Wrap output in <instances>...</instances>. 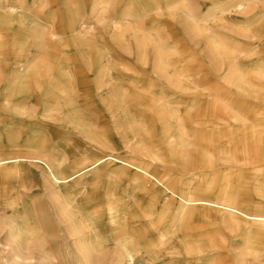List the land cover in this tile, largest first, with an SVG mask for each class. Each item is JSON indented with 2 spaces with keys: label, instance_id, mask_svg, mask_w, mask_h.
I'll use <instances>...</instances> for the list:
<instances>
[{
  "label": "rangeland",
  "instance_id": "374dc122",
  "mask_svg": "<svg viewBox=\"0 0 264 264\" xmlns=\"http://www.w3.org/2000/svg\"><path fill=\"white\" fill-rule=\"evenodd\" d=\"M104 1L0 0L4 9H0V14L13 20L11 33L24 41L19 56L7 52L8 59L1 63V72L25 78L31 91L35 87L32 79L45 87L47 70H62V86L73 115L70 119L60 111L45 113L41 100L36 103L32 97L26 99L27 109L23 113L0 110V151L4 155L14 154L15 149L7 145V141L36 138L49 150L60 153L56 165L75 160H85L89 166L95 164L83 171L85 176L81 181L71 184L77 196L162 197L164 182L175 186L180 181L195 179L193 175L203 176L206 179L199 189L210 182L213 185L209 187L207 199L188 206V225L201 233V239L212 236L218 241L220 237L222 243H217L221 248L219 263L234 264L233 253L243 244L231 238V222L227 216L224 215L225 225L218 224L217 202H211L210 198L215 197L213 194L219 189L226 188L236 198L238 207L233 212L238 220L247 228L264 223V215L253 213L257 206L263 207V201L254 193L258 181L254 169L263 165L260 160L264 146L259 144L264 142V83L262 89L247 75L252 66V48L229 31L220 32V37L226 41L243 46L241 54L233 55L238 74L236 82L241 80L242 84L232 89L229 100L231 106L255 128L252 133H235L234 145L230 148L235 161L242 159L246 151L252 163L219 161L206 153L214 150L211 142L219 141L223 131L214 129L215 126L211 125L214 124L213 112L202 105L203 100L200 101L203 87L212 86L216 77L209 76L208 83L203 80L205 69L201 67L202 56L197 48L200 44L191 43L180 31L181 11L176 14L178 19L173 20V12H151L164 6L163 2H157L161 0ZM256 1L264 3V0ZM202 2L188 0L185 6L199 12L203 10ZM136 4L147 12L132 10ZM69 14L74 32L68 30ZM230 14L232 21L240 20L234 9ZM155 50L159 53L157 57ZM254 50L260 60L254 66L262 64L264 67V43ZM141 53L145 59L141 58ZM158 61L164 65L169 63L171 81L182 79L180 73L185 74L183 91L157 80L153 71ZM34 64L36 72L27 73L26 68ZM248 91L263 95V101L255 100ZM164 100L170 103L167 121L176 125L180 120L181 128L190 135L186 139L188 147L181 157L172 156L173 150L169 151L159 139L156 104L163 105ZM0 106H3L1 102ZM119 124L124 127L123 134L119 131ZM137 126L142 128L136 129ZM145 130L152 135H145ZM150 146L164 154L168 162L153 161L149 155ZM70 151H74L73 154ZM26 165L31 170L28 177L8 181L17 188L16 197L46 198L50 194V184L55 185L47 161L29 158ZM62 170L66 171L65 166ZM134 180L136 190H127L126 184ZM107 184H110L108 191L105 189ZM166 195L169 204L178 203L177 197ZM45 227L49 231L48 240L55 242L48 244V248L62 254L65 250L63 228L53 220ZM255 237L251 250L258 253L253 257V263L264 264V233ZM5 238L6 231L0 232V264H13L11 248L6 245ZM33 256L32 264H40L36 251Z\"/></svg>",
  "mask_w": 264,
  "mask_h": 264
},
{
  "label": "bare ground",
  "instance_id": "6f19581e",
  "mask_svg": "<svg viewBox=\"0 0 264 264\" xmlns=\"http://www.w3.org/2000/svg\"><path fill=\"white\" fill-rule=\"evenodd\" d=\"M157 2H163L164 6H158L151 12L160 14L162 10H167L173 12L175 14H173V20H177L176 14L181 11L180 20H178L181 25L180 31L191 43L196 46L200 44L197 48L202 56L201 67L205 69L203 80L208 83L209 76L216 77V81L213 79L215 82L212 86L207 84L203 87L200 101L203 100L202 105L212 110L214 124L211 125L215 126V130L222 129L223 135L214 144L213 141L211 142L214 150L206 154L219 161L252 163L246 151L242 159L235 161L230 149L234 145L235 133L248 134L255 128L231 106L229 100L232 89H236L237 84L240 83L239 86L242 84L241 80L236 82L238 74L233 55L241 54L243 46L226 41L220 37V32L229 31L252 48V66L247 75L256 80L263 89L264 67L262 64L254 66L255 62L260 61L254 49L261 47L264 43L263 1L260 3L256 0H203V10L199 12L185 6L188 0ZM0 9L2 10L3 7L0 6ZM141 9L145 11V8L138 4L132 6V10ZM232 9L240 20H231ZM67 18L68 30L74 32L73 21H69L70 14ZM20 23L22 24L21 21ZM12 24L11 18L0 14V102L3 105L0 106V110L23 113L27 109L26 99L32 97L36 103L41 100L45 113L60 111L72 119L71 105L66 101L68 98L62 86L64 75L62 70L57 69L55 72L47 70V78L44 79L45 87L37 85V80L32 79L35 87L31 91L26 86L25 78L4 75L1 72V63L7 61L9 53H13L15 57L19 56L24 45L21 37L11 33ZM158 54L156 51V57ZM141 58L145 59L142 53ZM163 65L160 61L154 65L153 73L158 76L157 80L164 81L175 90L183 91L185 88L182 79L186 78L185 74L180 73L182 79L174 78L171 81L169 63ZM36 70L37 67L34 64L25 71L28 73L36 72ZM247 93L255 100L263 101V95L258 96L252 91ZM169 105L167 100H164L163 105L156 104L158 135L169 151L173 150L172 156L181 157L188 147L186 139L190 135L185 128H181L183 124L180 120H177L176 125L167 121ZM141 128L142 126L136 127L139 130ZM119 131L124 133V127L120 124ZM144 132L147 136L152 135L149 130ZM7 145L13 147L15 153L4 155L3 151H0V232L6 231L5 243L11 248L10 258L13 264L21 262L32 264L35 258L34 251L37 253L40 264H55L56 261L60 264L66 262L70 264H220L221 248L217 243L218 241L222 243L221 238L219 237L218 241L212 236L201 239V233L188 225V206L198 200L207 199L209 187L213 185L210 182L203 189H199L198 186L203 184L205 177L193 175L195 179L188 182L180 181L175 186L164 182L162 197L127 199L119 194L105 198L91 197L86 194L77 196L71 184L81 181L85 176L83 171L94 166L95 162L91 166L85 160L56 165L60 153L49 150L48 146H44V143L36 138H24L20 142L9 140ZM259 145L264 146V142ZM20 150H24L21 152L25 153H21ZM73 152L70 151L71 154ZM150 152L149 155L153 161L168 162L164 159V154L156 147L150 146ZM262 152L260 161L263 165L254 169L258 180L254 193L259 200L263 201V207L257 206L253 213L264 215V151ZM29 158L36 161L46 160L49 169L52 170L55 185L50 184V194L46 198L16 197L17 188L8 182L14 178L30 175L31 170L26 165ZM114 160L118 161V159ZM64 166L66 171L62 170ZM135 181L128 182L126 189L136 190ZM76 184L79 185V183ZM108 187L110 184H107L106 191ZM166 193L169 194L168 196L177 197L178 203L169 204ZM213 196L215 197L210 200L217 202L218 209L215 213L219 218L218 224L225 225L224 215L227 216L231 222V229H229L231 238L243 244L242 248L233 253L234 264H254L253 257L257 256L258 251L253 252L251 246L256 241L255 235L264 233V223L247 228L245 223L238 220L233 212L238 207L236 198L226 188L219 189ZM205 218L204 215L203 219ZM50 220L63 228L62 239L65 250L62 254L54 253L48 248V244L55 243L47 238L49 231L45 226Z\"/></svg>",
  "mask_w": 264,
  "mask_h": 264
}]
</instances>
